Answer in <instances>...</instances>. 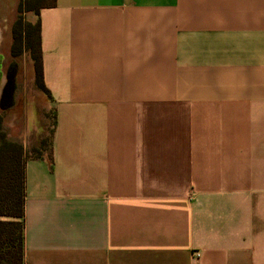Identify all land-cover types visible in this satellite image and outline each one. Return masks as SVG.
Returning <instances> with one entry per match:
<instances>
[{"label":"crops","instance_id":"1","mask_svg":"<svg viewBox=\"0 0 264 264\" xmlns=\"http://www.w3.org/2000/svg\"><path fill=\"white\" fill-rule=\"evenodd\" d=\"M54 1L26 264H264V0Z\"/></svg>","mask_w":264,"mask_h":264},{"label":"trees","instance_id":"2","mask_svg":"<svg viewBox=\"0 0 264 264\" xmlns=\"http://www.w3.org/2000/svg\"><path fill=\"white\" fill-rule=\"evenodd\" d=\"M51 0L36 9V21L24 22L18 17L13 25L12 55L14 59L8 65L7 81L3 88L0 107L4 111L16 104L20 58L24 50L30 52L36 72V82L50 101L51 90L44 80V63L42 50V29L40 9ZM51 143L44 139V146ZM40 152L39 150H34ZM27 151L18 140L6 137L1 127L0 116V264H26L25 262V215H26V178L25 163Z\"/></svg>","mask_w":264,"mask_h":264},{"label":"rangeland","instance_id":"3","mask_svg":"<svg viewBox=\"0 0 264 264\" xmlns=\"http://www.w3.org/2000/svg\"><path fill=\"white\" fill-rule=\"evenodd\" d=\"M50 1L0 0V52L4 56L3 78L7 79L8 65L14 59L12 44L13 25L16 19L21 17L24 22L36 21L37 7ZM18 61L20 73L16 104L4 111L0 107L1 127L7 138L18 140L23 145L30 143L34 146V144L42 143L45 138L51 142L54 126L52 103L37 85L35 66L30 52L24 50ZM1 96L2 94L0 102Z\"/></svg>","mask_w":264,"mask_h":264},{"label":"water","instance_id":"4","mask_svg":"<svg viewBox=\"0 0 264 264\" xmlns=\"http://www.w3.org/2000/svg\"><path fill=\"white\" fill-rule=\"evenodd\" d=\"M3 59H4V56H3L2 53L0 52V78L3 77V72H4V70H3ZM6 80H7V79L4 78L3 86L5 85ZM3 86H2V88H1L0 95L2 94Z\"/></svg>","mask_w":264,"mask_h":264},{"label":"bare ground","instance_id":"5","mask_svg":"<svg viewBox=\"0 0 264 264\" xmlns=\"http://www.w3.org/2000/svg\"><path fill=\"white\" fill-rule=\"evenodd\" d=\"M3 81H4V78L1 77V78H0V91H1V88H2V86H3Z\"/></svg>","mask_w":264,"mask_h":264},{"label":"built area","instance_id":"6","mask_svg":"<svg viewBox=\"0 0 264 264\" xmlns=\"http://www.w3.org/2000/svg\"><path fill=\"white\" fill-rule=\"evenodd\" d=\"M196 255L199 257L201 254L199 252H197Z\"/></svg>","mask_w":264,"mask_h":264},{"label":"flooded vegetation","instance_id":"7","mask_svg":"<svg viewBox=\"0 0 264 264\" xmlns=\"http://www.w3.org/2000/svg\"><path fill=\"white\" fill-rule=\"evenodd\" d=\"M24 1H26V0H24Z\"/></svg>","mask_w":264,"mask_h":264}]
</instances>
